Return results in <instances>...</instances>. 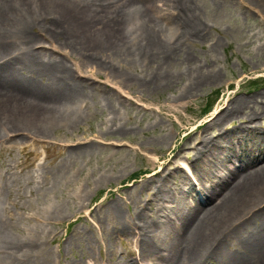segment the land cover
<instances>
[{
    "label": "bare ground",
    "instance_id": "obj_1",
    "mask_svg": "<svg viewBox=\"0 0 264 264\" xmlns=\"http://www.w3.org/2000/svg\"><path fill=\"white\" fill-rule=\"evenodd\" d=\"M120 1L128 2L123 7ZM154 1L0 0V134L9 140L16 134L20 138L42 137L49 127L62 124L71 128L85 117V109H88V105L83 109L86 93L95 89V84L90 81L96 80L94 77L82 75L79 71L74 74L54 57L47 58L46 52L41 54L46 49L43 45L35 48L36 33L31 30L36 27L45 29L43 36L48 40L52 38L53 42L62 38L60 34L66 33L67 43L82 55L85 52L98 53L99 49L106 52L114 62L105 64L96 60L95 70L123 81L127 77L120 69L125 65L137 61L158 64V60L176 52L178 44L185 40L184 31L191 39L201 36L198 9L192 0L171 2L173 7L180 8L178 15L184 19L180 34L176 33L179 23L172 13L167 17H156L152 10ZM257 1L264 6V0ZM133 5L140 6L143 24L126 37L125 10ZM136 15L130 13L127 19L134 20ZM52 24L61 28L56 29ZM170 31L177 34L175 40L166 38ZM205 76V73L192 76L191 83L185 84L172 100L173 107L194 94L206 80ZM156 78L166 83L172 79L168 71L157 72ZM263 97L262 91L250 97L234 95L224 107L216 109L206 119L207 125L228 117L243 119L230 130L222 127L213 135L200 134L188 146L193 152L190 161H179L178 152L172 156L168 154L165 159H170L166 165L153 167L143 184L144 188L147 186L153 191L150 198L146 203L136 205L138 208L129 216L125 215L122 205L115 202L114 231L119 237L125 233L118 227L119 223L126 225L133 234L136 248L130 249V256L101 263L86 261V264H206L214 261L219 264H264V125H256V117H264ZM108 100L116 110L113 99ZM251 102L260 103L254 111L249 109ZM111 128L117 132L125 127ZM97 138H78L64 146L76 152L82 151L90 142L106 143L102 135ZM173 138L174 134L163 133L157 140L169 143ZM163 159L154 156L151 161L155 166ZM171 162L174 170L167 171L166 166ZM57 165L64 167L65 164L60 161ZM2 173L0 169V176ZM187 177L190 180L196 178L198 182L194 180V183L200 184L196 193H189L190 198ZM99 179L104 181L103 176ZM8 181L1 184L0 180V264H32L28 256L29 235L15 239L11 232L18 228L29 231L33 237L40 236L47 229L46 222L62 215L63 204L55 202L42 208L40 222L36 219L30 227L18 226V219L2 200L3 191L8 189V184L11 185L10 178ZM83 190L77 186L76 192L85 196L87 193ZM183 192L187 194L185 198ZM81 194L77 196L83 199ZM123 203L127 201L124 199ZM15 204L13 201L12 205ZM134 250L137 255L132 252Z\"/></svg>",
    "mask_w": 264,
    "mask_h": 264
},
{
    "label": "rangeland",
    "instance_id": "obj_2",
    "mask_svg": "<svg viewBox=\"0 0 264 264\" xmlns=\"http://www.w3.org/2000/svg\"><path fill=\"white\" fill-rule=\"evenodd\" d=\"M126 2L120 1L123 7ZM171 2L155 0L152 10L156 17H167L172 13L179 23L176 33L180 34L184 19L178 15L180 8L173 7ZM192 2L198 9L201 36L191 39L184 31L185 40L178 44L176 52L158 60V64L137 61L125 65L120 69L127 77L124 81L95 70L96 60L105 64L114 62L101 49L97 50L98 53L94 51L95 54L85 52L83 56L67 43L66 33L60 34L62 38L53 42L52 38L48 40L43 36L45 29L41 26L31 30L36 33L35 48L40 45L46 48L41 54L46 52L47 58L54 57L74 74L79 71L96 79H90L95 89L90 88L92 91L85 96L87 100L83 109L88 105L85 117L71 128L62 124L49 127L42 137L20 138L16 134L9 140L0 134V169L3 171L0 180L1 184L9 182L8 178L12 182L3 191L2 200L18 219V226L30 227L36 219L40 222L42 208L55 202L63 204L62 215L46 222L47 229L40 236L33 237L29 231L18 228L11 232L15 239L29 235L28 256L32 264H86V261L93 260L101 263L130 256V249L136 248L133 234L120 222L118 227L125 233L119 237L116 235L112 221L115 202L118 201L125 215L129 216L138 208L136 205L146 203L150 198L153 191L147 186L144 188L143 184L153 167L166 165L170 159H165L168 154L172 156L178 152L179 161H190L193 152L188 146L200 134L213 135L222 127L230 130L243 119L228 117L207 125L206 119L216 109L224 107L234 95L250 97L264 92V6L261 1ZM177 34L170 31L166 38L175 40ZM159 71L171 73L169 83L156 78ZM198 73H205L206 80L194 94L174 108L172 100L176 94ZM108 98L113 99L116 110L112 109ZM259 104L251 102L249 109L254 111ZM120 125L125 128L117 132L111 128ZM256 125H264V117H256ZM163 133L174 134L173 140L169 143L158 141V136ZM97 135H102L106 143L90 142L82 151L76 152L64 146L66 142L97 138ZM34 142L37 144L33 146ZM249 146L252 147L251 143ZM154 156L164 159L154 166L151 161ZM60 161H64V167L57 165ZM173 168L172 162L166 166L167 171H173ZM101 176L104 181H100ZM194 180L196 178H186L189 198L192 196L189 193L200 189V184ZM55 182L57 184L53 185ZM77 186L84 188L87 194L77 193ZM77 194L83 195V199ZM182 194L184 198L187 195ZM124 199L127 203H123ZM13 201H16L14 206ZM132 252L137 255L136 250Z\"/></svg>",
    "mask_w": 264,
    "mask_h": 264
},
{
    "label": "clouds",
    "instance_id": "obj_3",
    "mask_svg": "<svg viewBox=\"0 0 264 264\" xmlns=\"http://www.w3.org/2000/svg\"><path fill=\"white\" fill-rule=\"evenodd\" d=\"M141 9L139 5H133L131 7H129L128 9L125 10V14H126V23L124 26V35L126 37L130 36L131 34H133L134 32L137 31V29L140 28V26L143 24V20L140 18V13ZM137 13L136 18L134 20L129 21L127 19L128 14L130 13Z\"/></svg>",
    "mask_w": 264,
    "mask_h": 264
}]
</instances>
